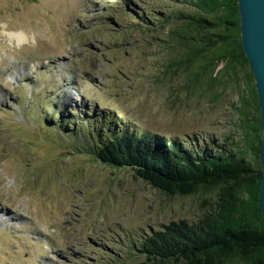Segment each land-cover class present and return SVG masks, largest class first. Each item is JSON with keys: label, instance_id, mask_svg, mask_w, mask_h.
I'll return each mask as SVG.
<instances>
[{"label": "rangeland", "instance_id": "obj_1", "mask_svg": "<svg viewBox=\"0 0 264 264\" xmlns=\"http://www.w3.org/2000/svg\"><path fill=\"white\" fill-rule=\"evenodd\" d=\"M194 12L186 0H0V264H178L147 260L137 236L202 219L220 189L168 195L96 161L90 141L109 119L256 160L250 64L239 51L240 64L205 67L198 51L218 31L179 17Z\"/></svg>", "mask_w": 264, "mask_h": 264}, {"label": "trees", "instance_id": "obj_2", "mask_svg": "<svg viewBox=\"0 0 264 264\" xmlns=\"http://www.w3.org/2000/svg\"><path fill=\"white\" fill-rule=\"evenodd\" d=\"M186 1L194 5L195 12L180 13L182 20L204 30L218 31L215 44L206 48L203 43V49L198 51L199 57L206 58L205 67L240 64L238 53H245L240 40L238 0ZM209 49L214 52L202 53ZM245 61L249 63L246 56ZM105 121L95 124L104 130L101 134L95 128L98 133L94 132L90 141L96 161L112 168L131 169L136 177L171 196H195L219 189L222 193L217 210L196 222L172 221L161 230L139 234L135 247L141 255L157 263L264 264L261 140L256 148L255 168V161L250 162L246 155L228 151L220 144L214 146V142H209L208 148L199 146L197 141L138 133L127 126L107 125ZM62 125L61 122L54 127Z\"/></svg>", "mask_w": 264, "mask_h": 264}, {"label": "water", "instance_id": "obj_3", "mask_svg": "<svg viewBox=\"0 0 264 264\" xmlns=\"http://www.w3.org/2000/svg\"><path fill=\"white\" fill-rule=\"evenodd\" d=\"M243 51L256 81L262 124L260 208L264 216V0H238Z\"/></svg>", "mask_w": 264, "mask_h": 264}, {"label": "bare ground", "instance_id": "obj_4", "mask_svg": "<svg viewBox=\"0 0 264 264\" xmlns=\"http://www.w3.org/2000/svg\"><path fill=\"white\" fill-rule=\"evenodd\" d=\"M18 37H19V36H18ZM19 39H20V41L22 40L21 37H20Z\"/></svg>", "mask_w": 264, "mask_h": 264}]
</instances>
